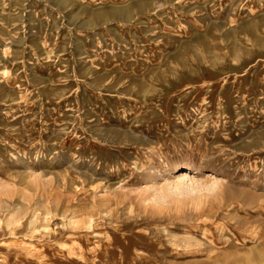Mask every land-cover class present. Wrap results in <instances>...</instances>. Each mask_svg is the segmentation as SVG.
I'll return each instance as SVG.
<instances>
[{
    "label": "rangeland",
    "instance_id": "obj_1",
    "mask_svg": "<svg viewBox=\"0 0 264 264\" xmlns=\"http://www.w3.org/2000/svg\"><path fill=\"white\" fill-rule=\"evenodd\" d=\"M0 264H264V0H0Z\"/></svg>",
    "mask_w": 264,
    "mask_h": 264
},
{
    "label": "bare ground",
    "instance_id": "obj_2",
    "mask_svg": "<svg viewBox=\"0 0 264 264\" xmlns=\"http://www.w3.org/2000/svg\"><path fill=\"white\" fill-rule=\"evenodd\" d=\"M122 10V9H121ZM136 10V9H135ZM129 11V10H128ZM109 16L110 17H112V18H123V16L124 15H121V14H119L118 12H116V11H114V10H111L110 11V13H109ZM104 15H100L99 13H98V15H97V18H96V20H94L95 22H101V21H103L104 20ZM125 19V18H124ZM93 23V22H92ZM92 23H88L87 24V26L88 27H92L93 26V24Z\"/></svg>",
    "mask_w": 264,
    "mask_h": 264
}]
</instances>
